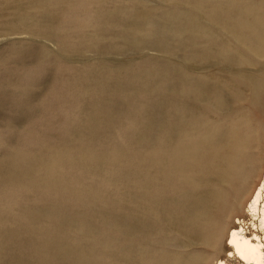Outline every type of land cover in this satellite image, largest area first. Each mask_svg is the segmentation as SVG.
I'll use <instances>...</instances> for the list:
<instances>
[{
  "label": "rangeland",
  "instance_id": "374dc122",
  "mask_svg": "<svg viewBox=\"0 0 264 264\" xmlns=\"http://www.w3.org/2000/svg\"><path fill=\"white\" fill-rule=\"evenodd\" d=\"M247 2L211 36L187 23L202 0H0V264H243L228 231L264 173ZM211 185L222 205L189 217Z\"/></svg>",
  "mask_w": 264,
  "mask_h": 264
},
{
  "label": "bare ground",
  "instance_id": "6f19581e",
  "mask_svg": "<svg viewBox=\"0 0 264 264\" xmlns=\"http://www.w3.org/2000/svg\"><path fill=\"white\" fill-rule=\"evenodd\" d=\"M243 1H245V0H243ZM243 1L242 0H202V2L205 5V7H204L205 10H202V11H200L198 13L194 11V14L192 15L191 19H190V17H189V19L186 18V19H188L187 23L190 26H192V28L193 27H195V29L197 28V33H198V28H199V29H203L204 30L203 33H206L207 35H211L212 34L214 36L216 34V31H214L213 29H210V27L201 26V23L205 21L208 24L209 23L213 24L212 21L219 20L220 19V15H222V13L225 11V8H223V7H225V6L231 7V5H233V3L243 2ZM247 1H248L247 3H249V4H246L247 6H249L250 3L253 4V5H250L251 9H250V6H249V8L245 7V9H247L248 13H251V15H249V14H247V15H249L251 17V20H253V24L251 25V29H255V30L259 29L262 32H264V0H259V1L247 0ZM217 4H220V7H217L216 6ZM237 7L240 8V6H237ZM237 7H233V8H237ZM249 9L252 10V12H249ZM200 10H201V8H200ZM197 11H199V10H197ZM229 11H231V9ZM239 12H240V10L238 9L236 14H238ZM231 14H232V11H231ZM166 15H167V13L165 14V16ZM239 15H240L239 18L242 21L244 19V15H242V13L241 14L239 13ZM247 15H246V18L248 17ZM146 16H147L146 14H143V15L137 14V15H135V22L141 21V19L145 18ZM28 17L29 16H27L26 18L23 17L25 19H21L22 21H20V22L18 20V25L20 24L21 26H23V24L25 23V24H28L26 26H29V24H32L31 22L28 23V21H25V20L28 19ZM233 17H234V15H233ZM146 18L149 19L150 17L149 18L146 17ZM236 18H238V16ZM228 20H230V19H228ZM238 21L239 20H237V23H239ZM146 22H147V20H146ZM151 22H152V20H151ZM223 23H224V21H223ZM149 25H150V23H149ZM241 25H242V23H241ZM184 27H183V30H184ZM150 28H152V29H150L151 31L149 30L150 31L149 33L148 32L147 33H143L145 35H141V37H139V38H137V37L132 38L131 42L133 44H135V48H139V47L145 46V45L156 46V45L159 44V43H156L157 41H155V37H156L155 35H157V33L161 30L160 26L159 25L157 26L156 23H153V26L150 27ZM240 28H242V27H240ZM261 31H258V32L256 31V32H257V34L260 35L262 33ZM215 36H217V35H215ZM165 38H166V36H165ZM263 44H264V40H263ZM247 80L251 82L252 78L248 77ZM232 134L234 135L235 132L233 131ZM233 135H227V137L225 139H222L221 141H227V144H231V139H232ZM210 145H208V146H210ZM211 148H212V145H211ZM238 152H239V150H238ZM238 152L236 154H238ZM223 156H225V155H223ZM208 158H209L210 162H214L215 160H217V158L216 159L211 158L209 154H208ZM227 158L228 157L226 155L224 158H222V161L220 160L222 170H225L226 166L230 165V163H231V162H229L227 160ZM236 170H237V168H236ZM214 174H215V172H214ZM227 179H228V175L227 174H223V173L220 174L219 180L227 181ZM221 187H222V185H221ZM213 188L214 187H212V185L208 186L206 189H204L202 192H200L196 198H194L191 202H189L186 205L187 214H189V217H196L197 214H199V215L203 214L204 215L203 218H206V219H203V221L206 222V221H208L207 217L209 216V213L212 211V209L214 207L215 200L216 199L218 200L217 205H219V206L222 205V204L221 205L219 204V202L222 201V200L219 201V199H218L219 198L218 197L219 196V193H218L219 190L215 191V190H213ZM216 197H218V198H216ZM219 206H218V208H219ZM220 209H221V207H220ZM247 215H248V218L239 217V218L235 219L236 220V225L231 227L229 229V231H228L227 244H228L230 250H229V252L227 254V257L237 258L243 264H264V173L259 178L257 184L254 185L253 188H251L249 201L247 203ZM214 236H215V234H214ZM214 236H212V237H214ZM215 239H217L216 236H215ZM210 242L211 241L209 240V243ZM212 243L211 244H212L213 248H215L214 247L215 246L214 242H212ZM179 257L181 258V256H179ZM199 258L200 257H198V259ZM173 260H174V258H173ZM175 260H176V258H175ZM196 260L197 259L193 260V258L191 257L187 261L185 259L186 262H184L182 264H198V263H200L199 260H198V262H196ZM169 261H170V259H169ZM178 261L179 260H177L176 262H178ZM214 264H231V263L228 261V258L227 259L221 258V259H217V261Z\"/></svg>",
  "mask_w": 264,
  "mask_h": 264
}]
</instances>
